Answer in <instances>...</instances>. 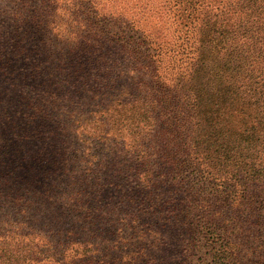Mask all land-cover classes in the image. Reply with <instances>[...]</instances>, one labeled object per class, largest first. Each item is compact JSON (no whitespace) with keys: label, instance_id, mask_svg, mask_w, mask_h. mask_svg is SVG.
<instances>
[{"label":"trees","instance_id":"obj_1","mask_svg":"<svg viewBox=\"0 0 264 264\" xmlns=\"http://www.w3.org/2000/svg\"><path fill=\"white\" fill-rule=\"evenodd\" d=\"M0 264H264V0H0Z\"/></svg>","mask_w":264,"mask_h":264},{"label":"rangeland","instance_id":"obj_2","mask_svg":"<svg viewBox=\"0 0 264 264\" xmlns=\"http://www.w3.org/2000/svg\"><path fill=\"white\" fill-rule=\"evenodd\" d=\"M102 228H104V229H105L106 227H105V226H102ZM105 231L107 232L108 230H105ZM102 232H103V230H102ZM78 234H79V233H78ZM92 241H93V240H92Z\"/></svg>","mask_w":264,"mask_h":264}]
</instances>
